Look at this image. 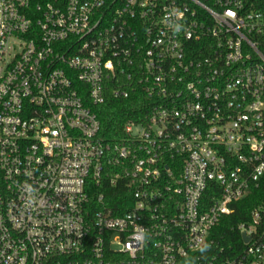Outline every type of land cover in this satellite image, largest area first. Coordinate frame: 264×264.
I'll return each mask as SVG.
<instances>
[{"label":"built area","instance_id":"1","mask_svg":"<svg viewBox=\"0 0 264 264\" xmlns=\"http://www.w3.org/2000/svg\"><path fill=\"white\" fill-rule=\"evenodd\" d=\"M263 181L264 0H0V264H264Z\"/></svg>","mask_w":264,"mask_h":264},{"label":"trees","instance_id":"2","mask_svg":"<svg viewBox=\"0 0 264 264\" xmlns=\"http://www.w3.org/2000/svg\"><path fill=\"white\" fill-rule=\"evenodd\" d=\"M141 105V100L134 99L133 97L129 100L121 101L110 99L95 108V112L100 121L101 134L110 141L116 140L121 136L123 125L141 113L142 108H139ZM261 199H264V181L259 189L251 191L238 203L235 212L227 218L228 222L222 223L220 228L222 232L227 234L225 242L238 243L240 241L237 231H231L229 227L243 220L245 212L249 211Z\"/></svg>","mask_w":264,"mask_h":264}]
</instances>
